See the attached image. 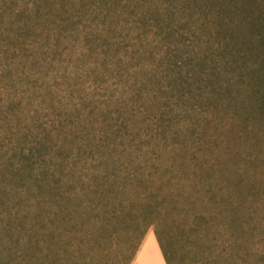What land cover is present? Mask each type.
Wrapping results in <instances>:
<instances>
[{"label":"trees","instance_id":"obj_1","mask_svg":"<svg viewBox=\"0 0 264 264\" xmlns=\"http://www.w3.org/2000/svg\"><path fill=\"white\" fill-rule=\"evenodd\" d=\"M39 67L54 114L42 136L16 120ZM71 80L88 84L78 100ZM250 90L264 114V0H0V264H132L151 228L170 264L180 200L145 175L148 150L187 146L169 136ZM97 114L110 130L90 137ZM182 160L201 183L207 163Z\"/></svg>","mask_w":264,"mask_h":264},{"label":"rangeland","instance_id":"obj_2","mask_svg":"<svg viewBox=\"0 0 264 264\" xmlns=\"http://www.w3.org/2000/svg\"><path fill=\"white\" fill-rule=\"evenodd\" d=\"M30 69L29 79L19 86L23 94L16 120L25 132L42 136L45 125L51 130L54 115L51 70ZM71 81L75 86L71 93L78 100L88 84ZM248 92L231 107L200 108L194 121L181 126L179 136H169V144L184 142L187 146H174L176 151L171 146L148 150L151 160L145 175H152L157 184L175 192L180 200L176 225L172 223L174 226L166 231L170 264H264V114L248 99L253 91ZM105 120L97 114L92 123H86L85 133L103 136L110 130ZM158 154L161 160L157 163L154 159ZM196 154L207 163L201 183L196 181L195 165L182 160ZM43 200L46 209L35 222L40 232L46 233L51 232V198L45 196ZM22 233L24 238L25 231ZM149 234L156 238L153 228ZM117 256L113 253L109 260L103 257L102 263L112 264Z\"/></svg>","mask_w":264,"mask_h":264},{"label":"crops","instance_id":"obj_3","mask_svg":"<svg viewBox=\"0 0 264 264\" xmlns=\"http://www.w3.org/2000/svg\"><path fill=\"white\" fill-rule=\"evenodd\" d=\"M132 264H167L152 234L147 235Z\"/></svg>","mask_w":264,"mask_h":264}]
</instances>
